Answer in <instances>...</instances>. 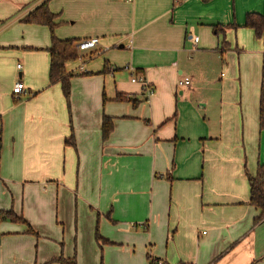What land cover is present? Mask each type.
I'll return each instance as SVG.
<instances>
[{
  "label": "crops",
  "instance_id": "1",
  "mask_svg": "<svg viewBox=\"0 0 264 264\" xmlns=\"http://www.w3.org/2000/svg\"><path fill=\"white\" fill-rule=\"evenodd\" d=\"M46 1L58 39L100 40L66 65L69 105L50 83V29L23 21ZM250 13L264 0H0V211L26 222H0V264H264L248 180L264 163V37Z\"/></svg>",
  "mask_w": 264,
  "mask_h": 264
},
{
  "label": "trees",
  "instance_id": "2",
  "mask_svg": "<svg viewBox=\"0 0 264 264\" xmlns=\"http://www.w3.org/2000/svg\"><path fill=\"white\" fill-rule=\"evenodd\" d=\"M205 2L209 0H204ZM176 0H174V5H176ZM58 16L53 14L49 9V1L44 2L41 6L31 12L26 18L23 19L25 23L37 24L42 26H47L51 32L52 44L48 49L51 56L50 65V83L57 84L60 83L62 86L63 94L69 105L70 94H71V78L72 75L67 73L66 65L69 62L77 61L80 57L79 50L77 49V44L80 42L75 39L60 40L55 36V29L57 24L55 21ZM245 27L252 29L255 32V36L258 39L264 37V15L257 13H250L246 17ZM213 32L217 36L224 34L225 28L222 25L214 24L212 25ZM231 28L236 29L237 26L233 25ZM118 100H126L124 97L119 96ZM259 116H260V126L264 130V84L260 91V106H259ZM114 124L112 119L105 117L102 123V133L103 139L107 140L113 131ZM66 144L75 145V139L72 135L71 138L66 139ZM248 180L250 185V202L249 204L261 210L260 219L264 218V163L260 164L257 173L254 177L248 174ZM11 221L26 223L25 220L17 216L13 211H0V222ZM30 233L34 231L30 228ZM100 239V237H98ZM58 264H76L75 258L65 259L60 257L54 260Z\"/></svg>",
  "mask_w": 264,
  "mask_h": 264
},
{
  "label": "built area",
  "instance_id": "3",
  "mask_svg": "<svg viewBox=\"0 0 264 264\" xmlns=\"http://www.w3.org/2000/svg\"><path fill=\"white\" fill-rule=\"evenodd\" d=\"M128 2H133V0H126ZM186 0H176V3H180ZM195 42H199V38H195ZM100 43V40L98 38H90V39H85L80 41L77 44V49L79 52L83 53L86 51H91L96 48V46ZM81 57V56H80ZM18 68H21V65H18ZM127 70H130L132 72L131 75V82L134 84H140L142 87L143 92L146 95V98L149 99L151 98L155 90L154 88L147 82L144 74L138 73L135 71L132 67L126 66ZM80 70H83V66L80 67ZM180 85H184L186 87L191 86L192 81L190 78H185L179 81ZM13 94L17 97L23 96V97H29L30 93L25 87V84L22 81H19L16 83L13 89ZM149 264H170L167 260L159 257H154L152 254H149Z\"/></svg>",
  "mask_w": 264,
  "mask_h": 264
}]
</instances>
